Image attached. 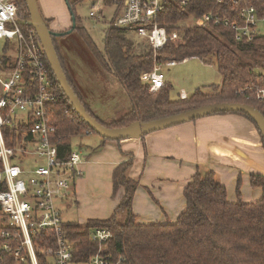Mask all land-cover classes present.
I'll list each match as a JSON object with an SVG mask.
<instances>
[{
	"label": "trees",
	"instance_id": "trees-1",
	"mask_svg": "<svg viewBox=\"0 0 264 264\" xmlns=\"http://www.w3.org/2000/svg\"><path fill=\"white\" fill-rule=\"evenodd\" d=\"M81 1L66 0L75 25L60 35H52V40L70 86L86 111L102 125L122 127L134 121L146 122L220 102L247 104L264 116V34L257 33L249 40H237L231 26L233 22H243L239 18V10L247 5L253 6L258 18L264 22V0H237V3L233 0H187L183 10L179 9L181 0H162L158 22L166 26L167 32L175 31L179 42L168 40L157 51L144 39L137 37L134 31L113 25L118 8L125 0H103L105 4H115L118 8L107 22L103 49L100 50L75 13V6ZM18 8L24 36L31 34L40 46L24 0H19ZM208 13L226 19L229 24H214L210 21L207 26L180 25V22L190 17L196 20ZM45 22L48 26L47 20ZM72 32L80 37L100 67L111 73L122 85L130 100V109L120 117L98 118L69 71L58 38ZM40 49L48 77L53 83L54 98L46 103L49 122L56 127L52 142L57 148V159L65 161L72 152L73 138H81L87 133L99 135L69 104ZM189 58L214 62L220 82L196 88L185 99H181L179 93L178 99H171L172 85L169 82L165 81L160 89L150 92L148 84L140 80V73L152 70L155 62L161 64L162 69L166 67L164 63L167 60L173 59L179 63ZM11 60L4 48L0 67ZM9 66L12 67L11 62ZM29 77V71L25 70L24 81L28 84L32 81ZM35 91L32 86V92ZM215 114H238L254 123L243 112ZM31 124L30 118L16 123L10 119L3 127L7 146H14L20 141L22 131L29 130ZM261 141L264 147L263 138ZM131 164L132 160L127 158L113 169V195L119 188L123 189V195L108 217L89 218L84 224L78 221L63 224L70 232L69 238L75 243V249L78 248V259L86 260L98 248L97 243L90 239L91 232L95 228H107L111 237L104 244V252L122 256L125 264H264V174L249 176L250 186L261 191L258 200H242L241 179L238 176L236 201L231 202L227 199L226 188L217 182L213 171L202 173L197 169L183 189L185 207L177 219L174 222L143 223L137 221V214L132 209L139 183L128 175ZM5 189V183H0V190ZM3 228L0 225V232Z\"/></svg>",
	"mask_w": 264,
	"mask_h": 264
},
{
	"label": "built area",
	"instance_id": "built-area-1",
	"mask_svg": "<svg viewBox=\"0 0 264 264\" xmlns=\"http://www.w3.org/2000/svg\"><path fill=\"white\" fill-rule=\"evenodd\" d=\"M186 4L187 0H181L179 9L183 10ZM18 5V0H0V40L19 44L10 61L12 67L10 62L0 67V183L6 185L5 190H0V213L7 220L0 232V264H125L122 256L104 252V244L111 237L109 229L95 228L91 232L90 239L98 248L81 260L76 257L78 248L70 240V232L63 227L59 204L65 206L74 198L72 182L81 174L82 157L72 149L68 160L57 159V148L52 142L56 127L49 122L46 109V103L54 98L53 83L42 60L41 46L31 34H23ZM161 6L162 0H125L113 25L134 31L157 51L168 40L179 42L175 31L167 32L166 26L159 24ZM239 18L242 23L231 24L237 40H249L260 33L262 20L253 6L241 7ZM210 21L229 24L209 13L196 19V24L207 26ZM177 63L171 59L164 66ZM25 70L29 71L30 84L24 81ZM140 80L148 84L150 92L160 89L165 83L161 64L155 62L152 70L141 72ZM187 95L184 90L179 92L181 99ZM18 113L25 114L32 124L10 147L3 127Z\"/></svg>",
	"mask_w": 264,
	"mask_h": 264
},
{
	"label": "crops",
	"instance_id": "crops-1",
	"mask_svg": "<svg viewBox=\"0 0 264 264\" xmlns=\"http://www.w3.org/2000/svg\"><path fill=\"white\" fill-rule=\"evenodd\" d=\"M37 3L52 31L61 33L72 27L74 21L66 0H37ZM108 6H113V17L118 7ZM123 8L124 3L118 8V14ZM104 9H97L98 15L89 12V16H97L104 24L103 33L112 18L105 16ZM82 22L81 19L80 24L89 30ZM58 45L69 71L98 118H111L112 113L129 110L125 104L129 98L120 82L111 73L98 71L99 66L93 65L92 55L76 33L60 36ZM107 91L111 97L106 96ZM84 137L87 136L80 139ZM261 138L254 123L241 115L211 114L139 139L104 141L99 137L95 145H84V149L81 144L78 149L72 145L82 157L81 174L72 182L74 198L65 206L75 205L78 216H83L78 221L80 224L89 218L108 217L123 195L122 188L113 195L112 172L127 158L132 160L128 175L139 183L132 201L138 222H174L185 207L183 189L197 169L202 173L213 171L217 182L226 188L229 201H236L238 176L242 200H258L261 191L250 186L249 176L264 174Z\"/></svg>",
	"mask_w": 264,
	"mask_h": 264
},
{
	"label": "water",
	"instance_id": "water-1",
	"mask_svg": "<svg viewBox=\"0 0 264 264\" xmlns=\"http://www.w3.org/2000/svg\"><path fill=\"white\" fill-rule=\"evenodd\" d=\"M24 1L29 13L30 23L57 84L60 86V89L77 115L99 136L113 141L139 139L151 132L176 126L214 113L243 112L254 121L264 140V116L253 106L236 102L211 103L146 122L134 121L122 127H106L102 125L86 111L67 80L52 40V35H60V33L52 31L46 25L40 13L37 0ZM74 25L75 23L73 22L72 27Z\"/></svg>",
	"mask_w": 264,
	"mask_h": 264
},
{
	"label": "rangeland",
	"instance_id": "rangeland-1",
	"mask_svg": "<svg viewBox=\"0 0 264 264\" xmlns=\"http://www.w3.org/2000/svg\"><path fill=\"white\" fill-rule=\"evenodd\" d=\"M110 7L111 8H109L108 5L103 4L100 0H83L82 3L79 2L75 6V13L78 17H80V19H82L83 25L90 30L89 31L86 29L90 36L93 37L95 44L100 50L103 49L104 24L98 20L99 18L97 16H89V12L93 11L96 13V15H98L97 9L105 8L103 10L105 16L107 18H111L113 6ZM192 24H196V20L192 17L180 22V25ZM258 29L260 31V34H264V22H259ZM5 42L6 41L4 40H0V56L3 54V49L5 48L8 51V54L11 55V58L13 59L18 52L19 44L15 40H9L7 41V44ZM92 62L94 66H96V64L97 66H99L97 68L98 71L102 70L101 72H107L100 67L93 55ZM162 72L164 73L165 81L169 82L172 85V89L170 92L171 99H178L177 93L181 90H184L188 95H190L196 88H202L204 86L220 82V75L216 71V65L214 64V62L199 60L198 58H189L187 60H184L183 62L177 63L174 66L163 67ZM106 93V96L111 97L109 91H107ZM101 102L103 104L105 103V101L103 100H101ZM109 103H111V101ZM113 104H115V102H113ZM125 104L130 109V100L125 102ZM122 114L123 113H112L111 116L114 118H118ZM25 120L26 116L23 113H18L15 117L11 118L12 123H16L18 121L23 122ZM85 136L87 137H84L82 139H80V137L73 138L72 145L77 148L81 144V148L84 149V145H95L97 143V139L99 138L97 135L91 133H87V135ZM59 209L61 211L63 221H82L80 219H82L83 216H78L77 210H75V205L71 204L67 207L63 204H59ZM6 222V217L0 213V225H4Z\"/></svg>",
	"mask_w": 264,
	"mask_h": 264
}]
</instances>
